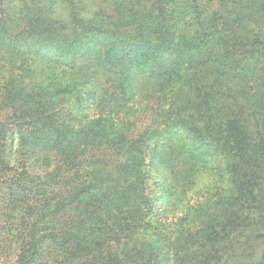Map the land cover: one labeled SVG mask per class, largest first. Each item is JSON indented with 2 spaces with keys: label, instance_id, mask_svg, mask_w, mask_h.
I'll use <instances>...</instances> for the list:
<instances>
[{
  "label": "trees",
  "instance_id": "trees-1",
  "mask_svg": "<svg viewBox=\"0 0 264 264\" xmlns=\"http://www.w3.org/2000/svg\"><path fill=\"white\" fill-rule=\"evenodd\" d=\"M60 3L0 0V257L264 264V0Z\"/></svg>",
  "mask_w": 264,
  "mask_h": 264
},
{
  "label": "rangeland",
  "instance_id": "rangeland-1",
  "mask_svg": "<svg viewBox=\"0 0 264 264\" xmlns=\"http://www.w3.org/2000/svg\"><path fill=\"white\" fill-rule=\"evenodd\" d=\"M61 1V9H59L60 12H64L67 8L68 2H73V3H78L79 5H82V3L87 4L89 7H97L100 9H105L106 11H111L113 7V0H68L67 3L63 0ZM86 5V6H87ZM20 136L17 132L16 134V140H15V149L12 150L13 156H12V165L11 168L6 166L5 160H6V147L8 146V139L6 138V133L5 131L2 132L0 130V208L1 210L7 211V213H11L13 209V205L11 204V199L15 198L14 197V192L12 189H8V180L14 176L16 170L18 169L16 166L20 164L22 161V158L27 155V153L24 151L23 147L19 145L20 142ZM11 158V157H10ZM216 163H213L210 161L207 165L209 166L206 168V170H209L208 172L201 174L200 176V182L198 185H196V188L194 190V195L198 196V201H204L206 198H209L212 190L209 189V187L212 188V185L215 183L216 178L215 174L217 173L216 170L212 169V166H214ZM21 166V164H20ZM14 167V168H13ZM211 167V168H210ZM213 189V188H212ZM217 192V190H216ZM197 193V194H196ZM192 194V193H191ZM220 194V189L218 190L217 197ZM16 199V198H15ZM194 202V199H192ZM186 201L184 202V204ZM16 207L20 211L22 209V205H24V201L21 199H17L15 203ZM178 217H181V213H176ZM9 220V221H8ZM12 218L11 217H6L5 222L3 220L0 221V227H3L6 225H9L11 222ZM13 240V235L10 234L7 228H3L0 230V245L5 246V245H10L11 241ZM15 249L8 250L5 252L3 256L0 257V264H15Z\"/></svg>",
  "mask_w": 264,
  "mask_h": 264
}]
</instances>
